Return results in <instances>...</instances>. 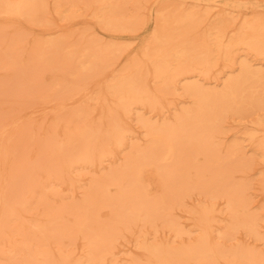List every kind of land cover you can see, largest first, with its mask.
Instances as JSON below:
<instances>
[{
    "label": "rangeland",
    "instance_id": "rangeland-1",
    "mask_svg": "<svg viewBox=\"0 0 264 264\" xmlns=\"http://www.w3.org/2000/svg\"><path fill=\"white\" fill-rule=\"evenodd\" d=\"M37 1L0 17V264H264V59L234 45L225 64L210 37L211 69L168 84L148 60L163 16L226 17L229 38L264 0ZM241 61L263 85L198 111ZM133 68L123 111L110 82Z\"/></svg>",
    "mask_w": 264,
    "mask_h": 264
},
{
    "label": "bare ground",
    "instance_id": "bare-ground-1",
    "mask_svg": "<svg viewBox=\"0 0 264 264\" xmlns=\"http://www.w3.org/2000/svg\"><path fill=\"white\" fill-rule=\"evenodd\" d=\"M200 1V0H198ZM102 4L108 3L109 0H101ZM37 0H0V17L5 15H14L31 20L38 9ZM159 26L158 40L159 45L148 56L153 66L155 78L160 79L162 83L172 82L178 75H185L190 70L196 69L206 72L211 69V50L210 37L212 44L218 49L216 55L223 62L232 63L231 52L234 45L244 46L254 55L264 59V20L244 19L240 29L236 34L229 38H224V31L228 28V18L221 17L218 22L212 23L204 31L198 33L202 21L197 17L196 12H184L182 15H166L162 17ZM110 27V23L108 24ZM204 25V24H203ZM187 30L193 31L187 35ZM55 46L54 44H52ZM240 73L224 85V92L221 95L200 96V102L196 105L198 111H202L201 106H217L220 101L229 100L236 104L240 93L245 86L256 89L261 87V75L259 71L253 70L246 62L239 63ZM139 73V74H138ZM140 79L139 70L133 68L132 71H124L122 74L115 76L110 85L115 88L112 90V96L115 98L117 106H122L121 110L127 111L131 104L135 103L139 89L136 82ZM165 81V82H164ZM192 95H199V89L195 86L188 87ZM256 98L253 93L250 96V103L262 106V99ZM257 123L263 124L258 119ZM82 132L78 131L75 136H81ZM258 147L264 156V135L259 138ZM8 150L0 147V183L3 179L4 172L10 162ZM172 156V147L166 142L165 158ZM10 167L8 168V170ZM1 204V201H0Z\"/></svg>",
    "mask_w": 264,
    "mask_h": 264
}]
</instances>
